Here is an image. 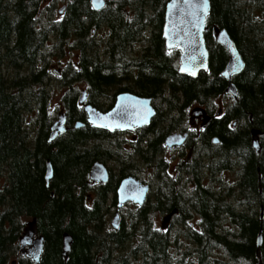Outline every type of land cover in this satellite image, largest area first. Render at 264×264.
Wrapping results in <instances>:
<instances>
[{
	"label": "trees",
	"instance_id": "1",
	"mask_svg": "<svg viewBox=\"0 0 264 264\" xmlns=\"http://www.w3.org/2000/svg\"><path fill=\"white\" fill-rule=\"evenodd\" d=\"M48 1L0 0V264H34L20 255L18 243L32 217L44 236L40 264H257L260 230L264 264V0H210L204 32L209 67L196 78L180 74L179 50L165 47L168 0H106L101 10L90 0H68L58 21L44 19L51 14ZM214 26L227 30L245 62L232 78L237 98L221 107L214 101L227 96L221 72L228 55L214 39ZM50 36L58 52L46 51ZM71 44L77 64L69 57L56 75L48 60L66 55ZM52 80L66 88L60 104L68 129L49 141L56 118ZM74 83L85 84L86 102L101 111L128 91L151 97L156 113L125 145L121 132L87 122ZM196 105L211 122L199 145L188 141L179 151L183 158L187 149L189 158L178 162L173 176L164 138L187 125ZM28 113L33 122H26ZM76 121L83 126L74 128ZM252 129L260 131L259 153L251 146ZM47 159L53 167L48 186ZM95 161H112L117 169L108 166L105 185L89 179ZM147 168L152 181L144 205L121 212L111 229L106 216L117 211L120 179L140 178ZM231 170L236 177L228 181L223 174ZM173 209L177 229H157L153 217ZM193 216L198 228L189 225ZM64 232L73 237L67 258Z\"/></svg>",
	"mask_w": 264,
	"mask_h": 264
},
{
	"label": "water",
	"instance_id": "2",
	"mask_svg": "<svg viewBox=\"0 0 264 264\" xmlns=\"http://www.w3.org/2000/svg\"><path fill=\"white\" fill-rule=\"evenodd\" d=\"M94 10L104 8L105 0H90ZM210 0H168L165 3L164 22L162 26V37L168 50L177 48L180 51L178 72L196 78L199 73L206 72L209 67V52L205 44L204 32L207 29L206 18L209 14ZM65 6L59 8L58 12L63 13ZM215 41L222 46L228 55L221 76L226 80L225 94L232 99L238 96L237 88L232 80L233 76L241 73L245 67L243 57L238 50L234 40L225 28L214 26L212 29ZM86 101V90L81 91L79 103L83 106L87 115V122L93 127L104 129L109 132L132 131L136 128L148 126L155 109L151 97H144L132 92L123 91L115 96L114 104L107 111H101ZM220 110L217 114H220ZM201 118V126L206 128L211 121L210 115L202 106H194L190 110V120ZM81 121L74 123V128L82 127ZM68 129L67 114L61 110L58 112L54 123L51 126L49 141H53L58 135ZM260 131L251 130V146L256 153L261 150L259 139ZM187 133L173 132L168 134L164 141L167 149L179 148L185 144ZM218 142L217 138L213 139ZM53 176V167L49 159L46 160L45 181L46 185ZM89 178L92 183L105 185L110 180V173L107 165L102 161H95L91 165ZM149 191V185L132 175L124 176L116 189L117 208L123 207L125 203L132 202L139 206L144 205ZM89 198V197H88ZM173 209L163 218V225L170 221L175 213ZM119 214L116 212L112 220V226L118 227ZM262 231L256 238L257 264L261 261ZM73 244V237L70 233L64 232L61 238L62 255L68 257ZM44 245V236L38 232L37 220L30 218L24 224L23 231L19 237V248L22 256H27L34 264H40ZM14 263V262H13Z\"/></svg>",
	"mask_w": 264,
	"mask_h": 264
},
{
	"label": "rangeland",
	"instance_id": "3",
	"mask_svg": "<svg viewBox=\"0 0 264 264\" xmlns=\"http://www.w3.org/2000/svg\"><path fill=\"white\" fill-rule=\"evenodd\" d=\"M67 2L68 0H50L48 1V5H49V11L51 12L50 14V17L47 18L45 17L44 19H49L51 21V19L53 20H60L62 18V15L63 14H60L58 13V9L63 6V5H67ZM52 3V4H51ZM106 33L105 30L99 32L98 34V37L104 35ZM48 46L46 47V51L47 52H58L59 51V48L58 46H55L56 42H55V39L53 36H50L49 40H48ZM74 45L71 44V46H67L66 47V52L67 54L64 55L63 57L60 56L58 58H56L55 56L52 57V58H49L48 61L49 62V69L53 70V72L56 74V75H59V73L63 70V68L66 66L67 64V61H68V58L71 57L72 59V63L74 66H76L77 64V56H78V51L75 47H73ZM139 49V48H137ZM5 73V71H3ZM8 72H11L10 70H8ZM51 100H50V108L55 111V115L57 116L58 112L62 110V107H61V104H60V98L61 96L63 95V93L65 92L66 88H61L58 84H57V80H52L51 81ZM74 88L77 90L78 92V97L81 95V91L83 89H85V84H82V83H74ZM231 100V98L229 96H226V98H218L216 99L214 102L217 106L221 107L223 105V103L225 101H228V100ZM33 117L34 115L32 113H28L26 115V122L29 123V122H33ZM138 134L134 131V132H126V133H123L122 134V137L123 139H135L137 138ZM178 153L179 152H174V151H170V150H165V152L163 153V157L169 161V172L175 176V171H174V168L175 166L177 165V162L178 161H181L182 158H180L178 156ZM172 156H175L177 158H175V160H172ZM188 155L184 156V158H187ZM112 161L110 162H107L106 165L108 166H111V170L113 171V173H115L117 171V169L115 168V166H112ZM226 178V180L228 181H232L235 179L236 177V174H235V170H231V171H228V172H225L223 174ZM140 178L143 179L144 181L146 182H150L152 181L150 178H151V172H150V168H147L145 170H143V172L140 174ZM150 180V181H149ZM133 204L131 205H125L122 209H120V212H119V221H120V218H121V212H123L125 215L128 214V211L130 209H133ZM114 211L113 209H111L108 213V215L106 216V219H107V225L111 228H112V220H113V217H114ZM165 214L166 213H161V214H156L154 217H153V220H154V226L157 228V229H163V230H170V231H174L175 229H177V226H175L174 223V219H171L168 223H166L165 225L162 224L163 222V218L165 217ZM192 221H194L196 223V226L195 228H198L197 227V222L199 221L198 218L196 216H193ZM190 220V221H191ZM218 255H220V257H223V252L221 253H218ZM12 260V259H11Z\"/></svg>",
	"mask_w": 264,
	"mask_h": 264
},
{
	"label": "flooded vegetation",
	"instance_id": "4",
	"mask_svg": "<svg viewBox=\"0 0 264 264\" xmlns=\"http://www.w3.org/2000/svg\"><path fill=\"white\" fill-rule=\"evenodd\" d=\"M201 123H202V119L201 118H195L193 121H191L190 120V115L188 114L187 126L185 127V129L179 128V129H177L175 131H171V132H177V133H185L186 132L187 133V138H186V142L185 143L187 144V142L189 141L190 143H192L194 145H199L200 144V140H201L202 132L209 126L208 125L206 128H203L201 126ZM145 128L146 127L135 129V132L138 134V136H137V138L131 139V140L135 141L136 139H138L140 137V134L142 133L143 129H145ZM166 136L167 135H165V138H166ZM165 138H164V141H165ZM144 140L145 139H143L142 141H144ZM128 143H129V141L127 140L126 144H128ZM170 151L178 152V148H173ZM184 152H185V155H188V151L186 149L184 150ZM175 158H177V157L172 156L171 159L175 160ZM182 160L187 161L186 158H182ZM178 162H177V164H178ZM175 169H176V166H175L174 170ZM171 219H173V216H172ZM190 225L192 227H195L196 223L194 221H190ZM197 227H198V222H197Z\"/></svg>",
	"mask_w": 264,
	"mask_h": 264
}]
</instances>
